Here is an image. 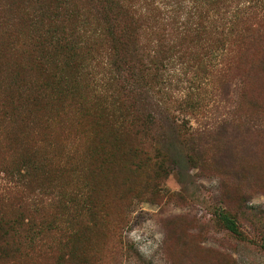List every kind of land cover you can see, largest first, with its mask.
Instances as JSON below:
<instances>
[{
  "label": "trees",
  "instance_id": "obj_1",
  "mask_svg": "<svg viewBox=\"0 0 264 264\" xmlns=\"http://www.w3.org/2000/svg\"><path fill=\"white\" fill-rule=\"evenodd\" d=\"M19 39L27 73L16 64L2 74L0 118L24 123L46 104L90 118L95 135L180 141L205 133L175 117L171 74L235 71L264 40V0H0V54L20 52ZM194 109L181 103L178 111ZM68 172L75 167L56 156L39 164L24 156L0 172V260L43 255L58 238L57 264L83 261L77 247L90 231V196L80 181L61 185ZM215 216L246 241L237 217L221 207Z\"/></svg>",
  "mask_w": 264,
  "mask_h": 264
},
{
  "label": "rangeland",
  "instance_id": "obj_2",
  "mask_svg": "<svg viewBox=\"0 0 264 264\" xmlns=\"http://www.w3.org/2000/svg\"><path fill=\"white\" fill-rule=\"evenodd\" d=\"M21 44L16 55L0 54V79L16 64L27 73ZM263 50L264 40L226 75L217 67L171 74L175 117L205 136L115 140L95 135L90 118L80 121L74 109L43 104L24 123L0 118V172L24 156L75 167L61 185L87 186L90 231L77 247L83 261L74 264H264ZM181 103L195 109L178 111ZM220 207L237 217L245 242L221 227ZM58 240H48L43 255L0 264H57Z\"/></svg>",
  "mask_w": 264,
  "mask_h": 264
}]
</instances>
